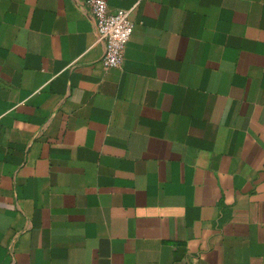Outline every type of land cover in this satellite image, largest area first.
I'll use <instances>...</instances> for the list:
<instances>
[{
    "label": "crops",
    "instance_id": "crops-1",
    "mask_svg": "<svg viewBox=\"0 0 264 264\" xmlns=\"http://www.w3.org/2000/svg\"><path fill=\"white\" fill-rule=\"evenodd\" d=\"M105 1L119 67L86 0H0V264H264V0Z\"/></svg>",
    "mask_w": 264,
    "mask_h": 264
},
{
    "label": "built area",
    "instance_id": "built-area-1",
    "mask_svg": "<svg viewBox=\"0 0 264 264\" xmlns=\"http://www.w3.org/2000/svg\"><path fill=\"white\" fill-rule=\"evenodd\" d=\"M95 23V41L104 44L102 64L119 67L123 64L125 48L133 32V8L109 10L105 0H86Z\"/></svg>",
    "mask_w": 264,
    "mask_h": 264
}]
</instances>
